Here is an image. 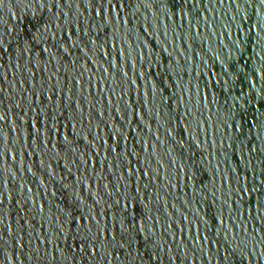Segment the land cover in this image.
<instances>
[{
    "label": "water",
    "instance_id": "water-1",
    "mask_svg": "<svg viewBox=\"0 0 264 264\" xmlns=\"http://www.w3.org/2000/svg\"><path fill=\"white\" fill-rule=\"evenodd\" d=\"M0 264H264V0H0Z\"/></svg>",
    "mask_w": 264,
    "mask_h": 264
}]
</instances>
